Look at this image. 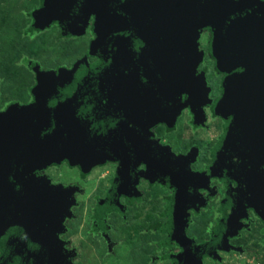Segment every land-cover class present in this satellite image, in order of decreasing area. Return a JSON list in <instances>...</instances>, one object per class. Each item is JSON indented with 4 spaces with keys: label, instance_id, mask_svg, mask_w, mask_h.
<instances>
[{
    "label": "water",
    "instance_id": "95a60500",
    "mask_svg": "<svg viewBox=\"0 0 264 264\" xmlns=\"http://www.w3.org/2000/svg\"><path fill=\"white\" fill-rule=\"evenodd\" d=\"M91 18L96 39L90 53L99 62L40 73L34 103L0 114V264H68V255L50 256L62 254L57 234L72 192L69 198L35 177L65 162L86 173L110 162L120 163L122 173L145 165V179L170 184L176 197L169 231L184 250L177 264L193 257L202 264L206 257L217 259L218 250H234L227 239L241 229L240 216L252 208L264 220V0H44L35 16L36 24L58 23L74 37L85 35ZM206 30L216 70L225 76L216 112L231 120L214 166L227 170L238 188L225 202L212 240L196 248L185 235L181 190L183 179L192 178L190 162L149 139L158 125L173 128L186 109L202 123L209 91L196 73ZM44 218L50 230L36 237ZM47 235L54 249L40 242Z\"/></svg>",
    "mask_w": 264,
    "mask_h": 264
},
{
    "label": "flooded vegetation",
    "instance_id": "af4514ba",
    "mask_svg": "<svg viewBox=\"0 0 264 264\" xmlns=\"http://www.w3.org/2000/svg\"><path fill=\"white\" fill-rule=\"evenodd\" d=\"M39 2V7L36 9V11L28 16V20L30 22L29 27H31L33 24H36L35 16L44 7V0H39ZM36 25L38 29L31 31L36 34L34 38L51 29H57L58 31H60L62 39H83L87 35H90V45L88 47V51L84 53V55L76 63H74V65L70 69L61 68L56 71H36V73L34 74L35 83L31 90V98L29 104L23 106L18 104L10 105L5 110L0 111V114L6 112L11 107L18 106L22 108L34 103L33 91L37 86L36 78L40 73H55L56 75H58L64 70L73 69L76 65L83 63L84 61H86L89 67H93L99 62L98 59L90 53L91 43L96 39V36L94 34V18H91L85 35L81 37H74L64 34L58 23H52L48 26H44L41 22H39ZM26 33L28 37L31 38V34H29V28ZM204 34L208 35L205 51L201 49V39ZM211 38L212 36L210 31L206 30L203 32L199 40V51L202 53L203 58L202 62L197 68L196 76L204 77L206 87L209 91L208 100L210 102V104L203 107L204 118L202 123H196L194 121V116L191 114L189 109H186L181 113V116L177 119L176 124L173 128H168L162 124L158 125L150 131L152 137H150L149 139L150 142H156L162 149H169L171 155H173L175 158L185 161L187 160L188 162H190L188 165V170L192 178H188V180L186 178L183 179L181 190L184 191L183 195L186 198L184 199L186 203L184 209L187 216V229L185 235L188 240L193 241L196 248L208 244L212 240L217 227L225 218L223 206L226 201L230 200V197L235 195V190H237L238 188V185L236 183L230 182L227 170L222 169L221 171L219 167L216 166L215 168L214 166V158L217 152L216 149L219 146L223 136L225 135L226 127L229 125L231 120L222 119L217 115L216 112V104L223 98L224 95L223 82L225 76L218 73L216 70V62L212 57L210 51ZM209 62L212 65V72L214 70L213 76H216L218 78L216 87H212L209 84L207 73L205 70H202L204 64ZM184 99L185 97L183 96L182 100ZM184 117H186V123L189 125L191 130H196V132L207 131L210 127L214 126L212 125L214 124V122L218 123L219 133L214 139L213 143H211V146L206 149V152H204V148L201 146L200 142L194 141L187 147L177 148L173 147L165 140L164 134L167 133L170 135L173 131H175L178 123L183 120ZM159 130H161V134L158 133ZM63 166L70 170H76L80 183L89 178L92 172L95 170H102L109 166L114 168L112 176L110 178H103V186L97 188V190L95 191L96 194L91 198V208L88 209L87 212H85L86 220L81 227V229H83V235H85L88 239H85L87 241L86 243L88 247L91 250L102 249L105 256L107 257L113 255L114 251L117 250V248L123 241V238H120L121 236L118 227H130L133 221L131 218V216L133 217V212L135 210H139L143 206L146 192L144 188L156 187L159 190L164 191L166 194L162 196L161 199L164 204L161 213V219L163 220V222L158 225L153 224L151 228L149 224H147L140 233V236L142 237V239H147L150 234H153V236H158L159 238L157 242L153 243L154 254L152 256L150 255L149 264H177L178 260L183 255L184 250L181 245H179L172 239V235L169 231L170 227H172L170 226V222H172L171 218L173 216V213L171 214V205L173 199L176 197L175 189L170 188V184L150 182L149 180L145 179V165L138 166L130 173H122L120 171V163L117 162H110L104 165L96 166L87 173L83 172L79 167H71L67 162L62 163L59 166L53 165L43 171L35 173V177L37 180H45L49 182L50 187L54 188L55 190L62 189L61 191L67 193V197L70 198V192H72V205L70 206V209L68 211L69 216L64 217V220H62L61 222V230L58 229L59 233L57 234L58 242L62 247V254H57L55 253L56 251H52L50 257H53V255H56L57 257L62 256L63 260L65 255H68V257H70L68 260L66 259L68 264H75V261L78 258V253L76 252V250L74 248H71L69 236L71 234V229H73L71 228V225L75 223L77 219L76 212L81 207L80 202H77L76 198L82 195V189H80L76 184L70 186L55 184L47 176V172L49 170L60 168ZM262 170L264 171V168ZM178 180L182 181L181 178H179ZM160 181H165V179H160ZM67 201L68 199H66V201L64 202H61V209L66 207ZM63 210L54 212V219L59 215H63ZM207 211L209 212L207 218L209 219L208 223L206 224V227L199 230L197 229L199 228L197 219L201 218L202 215ZM175 215L174 216L176 218L174 217V219L177 220V217H179L180 215L179 213H175ZM48 218L50 219V223L57 227L53 217ZM235 218L233 219V223ZM60 220L61 219H59V221ZM50 223L47 219H42L40 222L41 229L39 233H36V237L40 236L41 238H43V233L50 230ZM237 225L239 228H241L237 232V236L227 239L228 245L234 250H231L230 252L218 250L216 253L217 259L206 257L201 260L202 264H205L206 262H210V264H221L222 255L227 256L229 254H245V251L243 250L244 248L238 246L237 242L242 241L244 234H250L254 230H256L259 236L260 246L264 248V220L256 213L254 209H247L246 214L240 216ZM201 230H204L201 232L202 239H200L198 237V234L195 232H200ZM41 238H39V240L45 247L48 246V249H54L53 243L49 242V235H47L45 239ZM197 260L198 259L195 260L193 257L190 264H197ZM48 264L66 263L59 261L58 259L56 263L50 262Z\"/></svg>",
    "mask_w": 264,
    "mask_h": 264
},
{
    "label": "rangeland",
    "instance_id": "374dc122",
    "mask_svg": "<svg viewBox=\"0 0 264 264\" xmlns=\"http://www.w3.org/2000/svg\"><path fill=\"white\" fill-rule=\"evenodd\" d=\"M39 3V0H0V111L13 104H29L36 71L70 69L88 51L90 35L83 39H62L60 31L51 29L34 39L28 37V16L36 11ZM207 40L208 35L204 34L201 39V49L204 51ZM211 67L209 62L204 64L202 70L206 71L209 84L216 87L218 78L213 76L214 70L212 72ZM186 122L184 117L175 131L170 135L164 134L165 140L177 148L187 147L194 141L200 142L206 152L219 133L218 123L214 122V126L207 131L196 132ZM158 133L161 134V130ZM113 172L114 168L111 166L95 170L81 183L77 171L64 166L47 172L48 178L55 184H76L82 189V195L76 198L81 207L76 212L77 219L71 225L73 229L69 236L71 248L78 253L75 264H149L150 255L154 254L153 243L159 240L158 236L150 234L147 239H142L140 233L147 224L151 228L153 224L163 222L161 213L164 204L161 199L166 193L156 187L144 188L146 192L143 206L133 212L131 226L118 227L123 241L113 255L107 257L102 249L91 250L88 247V239L81 229L86 220L85 212L91 208V198L96 194L97 188L103 186V178H110ZM208 215L207 211L197 219V229L206 227ZM202 231L204 230L195 231L200 239ZM243 236L237 245L244 248L245 254L222 255L221 264H264V248L259 244L256 230Z\"/></svg>",
    "mask_w": 264,
    "mask_h": 264
},
{
    "label": "trees",
    "instance_id": "16d2710c",
    "mask_svg": "<svg viewBox=\"0 0 264 264\" xmlns=\"http://www.w3.org/2000/svg\"><path fill=\"white\" fill-rule=\"evenodd\" d=\"M37 25L36 24H33L31 27H29V34H31V38L33 39L35 37V33L31 32L33 30H37Z\"/></svg>",
    "mask_w": 264,
    "mask_h": 264
}]
</instances>
